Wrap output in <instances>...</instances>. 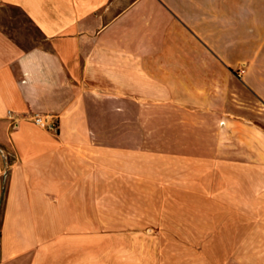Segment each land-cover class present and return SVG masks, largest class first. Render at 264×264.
Masks as SVG:
<instances>
[{"label": "crops", "instance_id": "0c3cea01", "mask_svg": "<svg viewBox=\"0 0 264 264\" xmlns=\"http://www.w3.org/2000/svg\"><path fill=\"white\" fill-rule=\"evenodd\" d=\"M0 12V264H96L95 203L124 200L111 187L155 190L157 155L164 169H264L250 142L264 122V0H0Z\"/></svg>", "mask_w": 264, "mask_h": 264}, {"label": "rangeland", "instance_id": "374dc122", "mask_svg": "<svg viewBox=\"0 0 264 264\" xmlns=\"http://www.w3.org/2000/svg\"><path fill=\"white\" fill-rule=\"evenodd\" d=\"M12 26L21 41L33 35L32 27L18 12ZM252 124L258 130L252 132L250 142L263 150L259 129L264 130V122ZM158 159L163 155H157L155 190L125 186L117 191L111 187L119 194L115 197L124 200L95 203L94 209L105 212L91 219L93 263L264 262V169H231V162L164 169ZM187 161L184 165L190 167ZM132 193H140L141 200H128Z\"/></svg>", "mask_w": 264, "mask_h": 264}, {"label": "built area", "instance_id": "2783aa9c", "mask_svg": "<svg viewBox=\"0 0 264 264\" xmlns=\"http://www.w3.org/2000/svg\"><path fill=\"white\" fill-rule=\"evenodd\" d=\"M34 122L41 127L48 129L50 131H56L57 130V124L56 121L53 119V117L45 115V116H39L36 115L34 117Z\"/></svg>", "mask_w": 264, "mask_h": 264}]
</instances>
